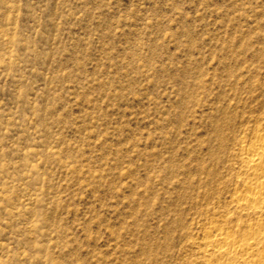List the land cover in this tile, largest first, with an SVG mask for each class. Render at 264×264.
Masks as SVG:
<instances>
[{"label":"rangeland","instance_id":"1","mask_svg":"<svg viewBox=\"0 0 264 264\" xmlns=\"http://www.w3.org/2000/svg\"><path fill=\"white\" fill-rule=\"evenodd\" d=\"M263 127L264 0H0V264H193Z\"/></svg>","mask_w":264,"mask_h":264},{"label":"bare ground","instance_id":"2","mask_svg":"<svg viewBox=\"0 0 264 264\" xmlns=\"http://www.w3.org/2000/svg\"><path fill=\"white\" fill-rule=\"evenodd\" d=\"M237 167L245 181L229 198L235 214L214 220L191 242L193 264H264V127L240 144ZM240 212H248L254 223L227 229Z\"/></svg>","mask_w":264,"mask_h":264}]
</instances>
